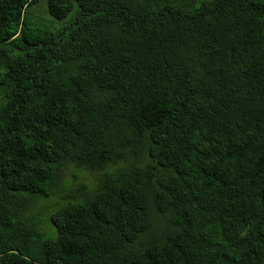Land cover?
<instances>
[{
    "label": "trees",
    "instance_id": "obj_1",
    "mask_svg": "<svg viewBox=\"0 0 264 264\" xmlns=\"http://www.w3.org/2000/svg\"><path fill=\"white\" fill-rule=\"evenodd\" d=\"M39 1L0 0V264H264V0Z\"/></svg>",
    "mask_w": 264,
    "mask_h": 264
},
{
    "label": "rangeland",
    "instance_id": "obj_2",
    "mask_svg": "<svg viewBox=\"0 0 264 264\" xmlns=\"http://www.w3.org/2000/svg\"><path fill=\"white\" fill-rule=\"evenodd\" d=\"M177 5L184 6L183 3H192L199 5L205 0H177ZM35 20L40 24H48L52 29H57L65 24V21H60L52 18L46 11L44 0H40L33 8ZM2 91H0V101ZM103 170L90 171L85 168L77 167L73 164L66 165L60 173L58 185L48 197H43L33 204V212L40 222L43 231H52L49 222V215L54 212L60 205L76 200V195L79 193L82 184L94 185L98 176ZM53 233L56 234V229L53 227ZM54 235V234H53Z\"/></svg>",
    "mask_w": 264,
    "mask_h": 264
}]
</instances>
